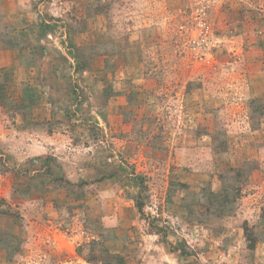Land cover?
Masks as SVG:
<instances>
[{"label": "rangeland", "instance_id": "obj_1", "mask_svg": "<svg viewBox=\"0 0 264 264\" xmlns=\"http://www.w3.org/2000/svg\"><path fill=\"white\" fill-rule=\"evenodd\" d=\"M0 264H264V0H0Z\"/></svg>", "mask_w": 264, "mask_h": 264}, {"label": "trees", "instance_id": "obj_2", "mask_svg": "<svg viewBox=\"0 0 264 264\" xmlns=\"http://www.w3.org/2000/svg\"><path fill=\"white\" fill-rule=\"evenodd\" d=\"M140 210V209H139Z\"/></svg>", "mask_w": 264, "mask_h": 264}]
</instances>
